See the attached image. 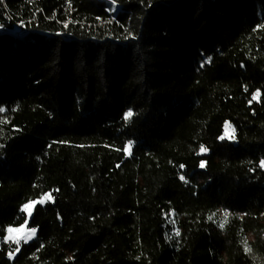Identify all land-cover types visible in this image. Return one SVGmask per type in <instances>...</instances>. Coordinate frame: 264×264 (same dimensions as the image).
<instances>
[{"label": "trees", "instance_id": "1", "mask_svg": "<svg viewBox=\"0 0 264 264\" xmlns=\"http://www.w3.org/2000/svg\"><path fill=\"white\" fill-rule=\"evenodd\" d=\"M0 25V264H264V0H2Z\"/></svg>", "mask_w": 264, "mask_h": 264}, {"label": "snow or ice", "instance_id": "2", "mask_svg": "<svg viewBox=\"0 0 264 264\" xmlns=\"http://www.w3.org/2000/svg\"><path fill=\"white\" fill-rule=\"evenodd\" d=\"M0 2H2V0H0ZM3 26L0 25V28H2ZM65 27H67V25H65ZM211 62V58H208L207 61H205V63H210ZM201 67H203V64L201 65ZM260 96V92L257 91L253 94L252 96V100H258ZM5 111V109L3 108H0V112H3ZM133 116V112L132 111H128L126 114H125V120H130L131 117ZM231 126L230 125H226V129H230ZM227 134V133H226ZM230 138H234V133L233 135L230 137ZM221 139H224V137H221ZM131 148H132V144L131 142H129V144L127 145L125 151L127 152V154H131ZM207 149L204 148L203 146H201V149H200V152L201 153H204L206 152ZM200 166L203 168L205 166L204 162L202 161ZM260 167L261 168H264V161H261L260 162ZM181 179H184L183 177H181ZM53 197L51 195V193L49 194H45L42 198H40L39 200H35V201H30L29 203L25 204L24 207H23V211L24 212H27L28 215L30 216L31 215V209L36 205V204H44L46 201H50L52 200ZM229 213L225 212L224 213V221L222 223H220V227L223 228L224 227V224L227 222V217H228ZM174 223V221H173ZM24 230L21 228V229H14V228H11L9 227L7 229V232H8V236H7V239L10 240L12 243L16 244L17 247L15 249L16 252H19V244H20V241L21 239L24 240L25 243H27L28 240L32 239L36 233V229H31V231L27 232L26 235L24 236H14L13 233H21L23 232ZM177 236H179V231H177L175 233ZM245 251L246 252H251V249L248 247L247 243L245 242ZM10 255V258H11V253L9 254Z\"/></svg>", "mask_w": 264, "mask_h": 264}, {"label": "rangeland", "instance_id": "3", "mask_svg": "<svg viewBox=\"0 0 264 264\" xmlns=\"http://www.w3.org/2000/svg\"><path fill=\"white\" fill-rule=\"evenodd\" d=\"M14 33L15 34H19L20 33V29L15 30ZM226 125H229V124L227 123ZM226 125H225V133H224V136L223 137L226 138V139H230V137L232 136V130H231V128L230 129H226ZM50 201H52V200H50ZM46 202H48V201H46ZM27 203L28 202H25V201H22V202L19 203V207L21 208V210L23 209L24 205L27 204ZM44 204H41V205H44ZM33 208L31 209V212H32ZM24 213L27 215V217L29 219L30 216L28 215V213L27 212H24ZM21 228L24 230L23 232H21V233H13V235L14 236H16V235H18V236H24V235H26L27 232L31 231V229L27 227V224H24L23 226L17 227V228H14V229H21ZM7 236H8V232H7V235H6V239L5 240L11 242L10 240L7 239ZM35 236H36V233H35L34 237L32 239L28 240L27 242L32 241L35 238ZM20 243H25V242H24L23 239H21Z\"/></svg>", "mask_w": 264, "mask_h": 264}]
</instances>
